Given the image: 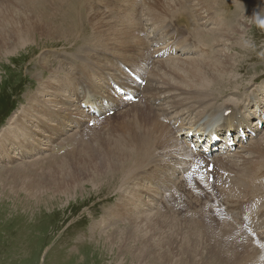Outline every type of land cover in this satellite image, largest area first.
I'll use <instances>...</instances> for the list:
<instances>
[{
    "label": "rangeland",
    "instance_id": "374dc122",
    "mask_svg": "<svg viewBox=\"0 0 264 264\" xmlns=\"http://www.w3.org/2000/svg\"><path fill=\"white\" fill-rule=\"evenodd\" d=\"M4 1L5 0H0V4H2ZM84 1L85 0L83 1L80 0L79 3L80 5L78 4L79 5L78 7L81 9L77 7L78 8L77 10L79 12H83L84 14L81 15L82 18L80 19L81 22L79 25L85 24L84 25L85 31L82 33V37L78 42H73V41L71 42L69 41V39H65V40L63 39L61 41L57 39L55 40L51 39L50 42V39L47 38V35H42V33H39L40 35L38 36L34 35L32 37L33 38L32 42L28 43L25 47L19 48L17 50L14 47H12V49L4 48L3 55L0 54V134H4V132L9 131L11 122H14L17 119L19 120L21 116L20 114L21 113L23 114L25 109L29 110L31 108H34L31 101L33 99H38L40 93L42 92L41 89L42 90H44V88L47 89V86L52 85L54 81L57 80V78L59 84L60 80L66 81V78L69 79L72 77V75H75V77L81 76L80 78L83 79L81 84L83 86H89L88 82H90V80H88L87 77L84 76L86 75L87 72V68H86L87 58H89L91 61H93V59L95 60V58H98L100 60L99 65H101V63L103 66L110 64V63L105 64L106 61L101 56L103 53L106 55H110L112 57L115 56L119 58L120 61L121 60L123 62L127 61L128 63L126 62L125 63L128 65L131 64L130 66H132L137 60L136 64H138L141 68H143L144 63L148 61L149 63L146 65L148 67L147 69H144L146 71L145 74L149 77L150 75L148 74H150V69L153 68L155 73L153 72L154 75L152 73L153 76H151L150 79L154 80V81L152 80V85H153L152 88L155 89V91L157 89V93H158L157 95V93L153 90L154 92L153 95L161 97V99L155 100L157 97H155V99L154 97H152L154 100L153 101L151 98V94L147 95L146 93L145 94L141 93L139 94L140 97L139 103L138 102L134 103L135 105L133 104V106L132 104L124 106L118 109L114 113V115L109 116V119L106 118L105 120V119H96L94 117L92 118L90 116L88 117V114L81 109L80 101L78 100L79 84H77L76 86H71V87L69 86L70 87V88L68 87L69 89L62 88L61 93H59L58 90H53L49 88L50 92H54L57 94H54L47 98H52L51 101H49L50 103H57V104L56 105L53 104V106L48 105L49 110H47L45 116L49 120L45 118V122L52 127L54 126V128H56L55 125H58V130H57V134H50V132H47V134L57 135L59 138L57 137L58 139L54 138L55 140L52 139L49 141H46L45 139L43 145L40 143L41 144V148L39 149L40 151L39 150L37 151L36 148H34L35 147L34 145L32 147H24L28 151L33 150L34 152H31V154H28L27 151L25 153L24 148L21 149L24 152H22L21 150L19 151L16 150V146L13 147L12 150H10L7 154H5L4 152L2 154L0 153L1 154L0 155V264H220V262L217 263L214 260V253L210 247L211 242L210 240H207L205 238L206 236L205 234L202 233L203 237L202 235L199 236V234H197V236H199L198 237L199 244L195 243L196 244L195 246H197L198 249L196 247L195 249L192 247L193 250L197 249V251L191 252L189 250V247H187L188 243L186 241L189 242V239H186L187 235L189 234L194 235L195 233H198L201 228L199 227L197 230L198 223L195 221L198 220L195 219L193 213L192 214L189 213H191L192 210L195 211L194 213L197 212L198 216H200L199 220H202V217L204 218H207L208 216L210 217V215H212L211 211L213 212V214H216L215 212L218 211L223 212L222 213L223 215L227 213V215H225V218L226 217L231 218L230 217L231 212L232 211L235 212L240 208L237 205L238 203L244 204V202H246L245 204H250L249 202L251 201L249 200L250 198L253 199L254 191H250V193L246 192V194H242L244 192H242L241 188H239L236 190L241 191V192L238 191V195H237V198L240 199L237 200L234 199L233 197H228V191H226L227 189L226 188L223 189L222 186L218 185L219 177L222 176L223 179V176L225 177L226 175H228L227 174L228 172L225 174L224 172L225 170L219 171L215 164L214 177L215 176L216 177H215V182L212 185L214 191L212 190L211 192H208L207 179L205 178L206 176L203 174L202 176H205L204 179L202 177L198 181L197 184L198 186L196 187L198 192H194V189L190 188L188 183L184 179V175L188 170V166L195 161V159L193 158L195 156L191 158V152L189 151L188 145L185 142H183L182 138L180 139L179 136L177 137L176 135L173 136L174 140H177L175 144L176 147H174V145L173 147H171L172 143L171 146L168 145L170 141H168V144L166 143V145L164 143L161 144L162 148L167 147V150L165 151L166 152L165 155L167 154L166 156L162 155L161 151L158 150L157 153L155 154L156 164L158 159L160 157L162 158L161 162H159L160 164L157 165V168L161 169L160 173L163 172L166 164L170 163V167L167 168L168 173H166V175L163 176L160 185H157L155 180H152V182H154V185L147 184L148 188L145 187L146 183H143L141 186L140 184L138 185L137 183H133L131 184V186L130 184L129 186H126L127 191L128 190L131 191L133 189L135 190L143 189V192H141L140 190V197L137 199L133 198V196H131L130 198L127 197L129 194H127V192L125 191L126 190L125 187L123 188L124 192H126V195L124 194L125 197L124 198L122 196L123 190L121 191L119 190L120 183L118 182L117 184V180H115L114 178H105V182L103 181L104 183L102 181L96 182L97 185H95L96 183L88 184L86 183V180H84L82 184V181L80 180L81 184L78 187V189L74 187V184H73L74 188L70 189V187H63L64 185H61L60 183H62V181L65 180L66 175L69 174L68 173L69 171H67L66 167L68 166L71 167L70 166L71 162L75 161L76 163V160L78 158L77 155L89 153L93 148L97 150L98 148H100V146L102 147L101 138H104L105 136L109 135L107 134L108 132H111L113 134L120 130L121 128L120 124H118V126L120 125L119 126L120 128L116 127L117 122L119 123L118 121L119 116L121 112H123L124 115L128 113L129 107L131 109V106L132 108L133 107L135 108L136 106H140V105L142 107L145 106L146 103L147 104L151 103L150 104L151 106L150 105L148 106L152 108V106L155 104L154 107L155 108L157 107L156 111H159L158 115H161L160 110L163 108L161 112L166 110L167 117H165V115H161L159 118L165 124L169 120L168 121L169 123L167 122V125L171 124L172 126L169 125L168 128L173 127L175 123V118H179L178 122L184 124L186 128H190L192 126V123L197 122L200 118H202L205 122L210 117V113L205 110V107L207 106L221 107V104L222 106L231 105L234 107L245 108L247 118H250L253 115L259 116V114L261 113L263 118L264 92H262V90L264 89V30L260 29L254 22L255 19L254 14H257L262 19H264V0H227L228 4H226L225 6L228 5L227 9L230 12H236V9L239 7L241 10H243L242 13L235 15L233 22L229 24L231 25L230 29L227 28V25L225 26L222 24L209 26V27H214V29L221 31L219 34H225L226 32H230L233 30H236V33L230 35L226 33L227 35L224 38L223 37L220 38L221 43L219 45L216 44L217 48L214 47L215 50H217L218 52L217 59L219 61H223V62L226 61L230 63V65L228 66L229 67L228 76H226L224 79L220 78L219 79L220 81L217 79L218 82H216L215 84H209L206 86L204 85L195 86V84L190 85L189 83L194 81L192 79L195 78L192 79L187 78L186 82L185 79H182L184 83L178 77H176L177 79L175 80L174 79L175 76L172 77L168 72L162 73L161 70L159 71L157 69L158 68L157 64L155 67L154 66L155 64L153 65L152 63L154 61L157 62L158 60L165 61V59L154 58L156 49H155V44L151 43L152 39L154 40L165 39L164 41H170V37L175 31L174 29H177L176 27H174L173 22L170 21V16L173 15V17L176 16L179 20H183L180 12H171L167 20L163 21L162 25L164 26V28H167L168 31H170L169 29L171 28V31L173 32L171 31L168 32L166 29H165L166 32L165 30L162 31L161 29L163 28V26H158L157 28L158 23L156 24L153 19L155 16H156L155 18H159L160 16H158L157 13L151 14V12H148V10L152 11V9H149V7L154 8L153 0H139V4L141 3L140 4L141 10L139 9L136 10V12H134L132 8H128V12L130 10L133 15L130 14L131 12H129L126 16L121 15L123 16V17L120 16L122 20V24L120 23L121 22L120 20L117 22L115 21V24L119 25L118 23H120L121 26L123 25L125 27V25L131 24L129 22L131 20L129 16L130 17L140 16L139 19L140 20L142 19V22L138 19L139 20L138 23L139 24L142 23L141 26H143L144 29L145 28L146 29L143 30V28L141 27L140 34L139 33L137 34L140 35L142 39L144 38V40L146 41L145 42L146 45L149 43L146 46L145 51L148 52V56L150 55V57L153 58V60L144 58L143 60L144 62H140L138 61L139 59L141 60L140 54L142 53L141 56H144V54H146V52H142L141 50L138 51V53L140 54L138 53H137L138 55L136 54L138 58H136L137 57L136 55L132 57L130 54L132 52L129 51V53H126V56L120 59L121 52L119 53V51L123 48L121 45H123L124 47H127V45L128 46L131 45L129 41L127 45L125 44L127 43L125 42V40H127V37H125L126 39L125 38L121 39V41L123 40L122 41L123 44H119V46L118 45L112 46V43L110 42L109 38H108L109 41L107 39L106 40L104 39L105 42L103 41L104 44L106 43L104 46H107V48H105L100 44L99 46H95L96 42L93 41V35L100 32L101 29L98 28L99 31L98 29L93 30L92 27H90L89 25H101V23L104 25L107 22V20H109L108 22L109 23L111 22L112 24V19L116 20L117 18L120 17H114L111 19L107 18L108 16L107 13L109 12L108 10H110L109 9L110 4L109 7H107L108 6L107 0L106 2L105 0L104 1L100 0L101 4L98 2V0H93V3L92 0H87L86 2ZM204 1L206 2L204 5L202 4V6H197L198 8L195 9L203 8L201 11L202 15L206 18H209L211 17L210 15L211 12H207V10L216 11L219 9H215L212 7L214 5V2H211L210 0L208 1L204 0ZM104 2L106 3L107 6L104 5L105 4ZM84 3L85 4L87 3L86 5L92 3L90 5L91 10L89 9L88 6L87 8ZM260 4H262V9H257L258 8L257 6ZM84 6L85 9H83L82 11V8H84ZM105 6L107 8H105ZM145 7L146 8L148 7V9H146ZM2 9L5 8L2 7L0 9V14L2 12L1 11ZM9 9L14 10V7L10 5ZM97 9H99L98 11L100 14L101 13L105 14L103 15V17L100 18L101 20H103V18H106L105 19L106 21L104 20L105 23L101 20H99L100 21L99 23L98 18H96L95 20L91 18L92 15L98 14V11H96ZM139 12L141 13V15L139 14ZM136 14L139 16H137ZM217 14L218 13L214 12L212 15L215 16ZM89 16H91L90 18L93 21H91V19L88 18ZM203 20L204 19H202V23ZM225 28L226 30L223 31V29ZM142 31L144 32L142 33ZM83 37H86V39L90 41H88V43H85ZM146 38H148V40ZM180 38H182V36H180ZM182 39H185V42L183 43L181 42L179 45H177V47L174 46L176 48V54L172 55V57L180 58V59L201 58L202 51L194 47L197 46L193 43L195 41L188 39L187 35L185 36L183 35ZM186 39L188 40V42ZM190 42L194 46L190 44ZM111 46L113 47L112 50H111ZM137 46L139 47L138 43ZM80 48L81 50H85L86 52H88L89 50H92L93 52L79 53L78 50ZM96 48H99L101 51L98 50L97 53H94V50H96ZM148 48L150 50H148ZM175 58L173 59L175 60ZM133 59L134 61H132ZM131 61L133 64L131 63ZM239 62L241 64H239ZM241 67L243 71L238 72V69H240ZM57 69H59L61 73L57 72L56 71ZM118 73L119 71H116V75ZM108 75L109 78L118 77V75L117 76L114 75L113 72H110L107 75L102 74L101 76L107 77ZM119 76L123 78V75L120 74ZM142 76L144 78V75ZM256 77H259L260 79L253 84L251 80L256 79ZM89 79H90V75H89ZM163 79L164 81L162 82ZM69 83L70 82L68 81V84ZM165 83L167 84L164 86ZM99 84L100 83H98V85ZM180 84H182L183 86ZM155 85H157L158 87L164 86L165 89L162 87L163 89L161 88L162 90L160 91V89ZM188 86H193V87H188ZM90 87L91 86H89V88ZM171 87L173 90L171 91L168 90V88ZM183 87L187 88V89L185 88L187 92L184 91ZM144 88L145 87H141V89ZM174 88L177 90H175ZM191 88L194 89L192 90ZM189 90L191 92L194 91L193 92L195 94L194 96L206 92L208 94L206 96L207 98H203V103L199 105L198 101L192 98L194 96L193 94L192 95L190 94ZM103 92L105 94L102 93L100 94L101 101L103 98H105V96H107L106 94H108V91L106 89ZM253 94H255V102L258 105V111L256 108L254 109L253 104L246 103L249 99L253 101V96H252ZM145 95L148 97L150 96L151 98L150 101L149 98L145 97ZM94 98L96 99V97ZM189 98H191L192 100H190ZM209 99L212 103L209 101ZM216 100L218 101L217 103H215ZM68 101L70 102V104L68 103ZM94 101L97 104V99ZM94 101L93 103H95ZM174 102L175 103L180 102V103H178V105H175ZM159 106H160V110H158ZM8 108L11 109L9 114L7 113ZM38 108H37L38 111L39 110L41 111L43 107L39 106ZM71 108L72 109L78 108V109L70 110ZM125 109L126 110L128 109V111H126ZM37 116L39 117L38 119L40 118L42 119L41 114H39V112L37 113ZM72 117H75L77 122H79L78 120L82 121L80 122L82 128H80L81 126H77L75 124H73L69 130H64L62 129V127H59L60 123L62 126L67 127V124L65 122L68 121L69 119H71V122L73 123L74 119H72ZM162 117H164L165 119ZM171 118L173 120V123H170ZM256 118L257 117H253L250 119L251 124H253V127L255 126L254 123H256L255 121ZM55 119H57V121ZM90 119H92V121L94 120L96 121L95 126L93 127L86 126V123ZM35 121H34L35 124L29 123L28 126L33 128L35 125H37L38 122L36 120V117H35ZM53 121H54V125H53ZM83 121L85 122L84 124ZM215 121L217 124H219L220 119L214 120L213 122ZM115 127L119 128V130L113 129ZM82 130L85 131L82 132ZM185 130L187 129H183L182 131L184 132ZM51 131L56 133V130H51ZM259 143L264 146V127L262 129L261 127L257 129L256 136L249 138L245 142L240 141L238 146L233 151L220 155L222 157H220L219 159L222 160L226 159L224 161L227 162L226 164L227 168H230L228 162L233 160L234 162L237 161L238 164L240 163V166H242L241 164H243V162H245L246 159L248 160L250 159V161H255V162L259 161L260 159H256V157L254 158L253 156L251 157L249 156L250 151L253 150ZM60 144L64 146L63 147L64 149H60V150L57 149L58 151L54 149L57 148L58 147L57 145ZM263 146L261 147V149H264ZM181 148L182 150L180 151L179 149ZM69 151L73 153H70ZM55 153L56 155H54ZM68 153L70 154L67 155ZM65 156H66L65 158L66 160H61V158ZM196 156H197V160L195 163H199V165L201 163L202 166H206L210 162V160H212L214 163L216 162L213 157L203 156L204 157L203 158L200 155H196ZM183 158L186 161L183 160ZM162 160L163 161L166 160L164 161V164L162 163ZM180 164L185 165V168H183V170L185 171H183L182 168H180L182 173L184 174L179 173L180 169L176 168V165H179V167H181ZM184 165H182V167H184ZM171 168L177 170L175 171L173 169V171H171L172 170ZM242 168L243 167L241 168L236 167L233 170L234 172H237L239 170L243 171ZM154 169L156 168H153V170ZM233 170L231 171L233 172ZM263 173L264 170H262V176H264ZM230 176L231 175H228V179ZM232 177L233 176L230 177L229 182L233 181ZM238 178H239L238 175L235 174L234 180ZM174 182L175 184H171ZM113 183L115 186L113 185ZM111 184L112 186H110ZM149 188H152L155 191V195H152V193L148 191ZM218 188L221 190L223 189L222 192L224 193H222L221 190H219ZM229 193L233 196H236L235 192L233 191V188L232 191L230 190ZM242 195L243 196L246 195L245 199ZM206 196H208V198ZM109 197L112 199L107 200L109 199ZM242 197L244 200L242 199ZM190 198H192L193 201H191ZM246 199L249 200L247 201ZM198 200H202V201L199 202ZM128 201L130 203L129 205H128ZM259 201L261 203H264V200L262 202V200L259 199ZM143 202L144 203L146 202L145 204L147 203L148 204L145 205ZM192 202L195 203L191 204ZM120 204L121 205L125 204L124 205L125 208H132V210L134 211L135 208L136 209L140 208L139 210L144 209V211L142 212L139 211L134 212L133 215L136 218V224L124 218L123 219L117 218L115 221H113V223L107 222L106 219L108 218V216L110 217L108 212L113 209H116ZM200 204L202 205L201 208L196 207V206H200ZM165 206L171 208L173 213L174 211H176L175 213L180 215L177 217L176 216L173 217L174 218L173 220H175L177 222L176 224L178 225H176L174 222V225L173 224L168 225L167 227H162L157 224L152 227L160 231L162 234H167V236L170 235L173 240L175 238H177L178 240L170 241L167 239H162L163 235L161 234L160 239H162L165 248H158L156 250L157 252L151 255L150 253H147L148 250L147 247H149L147 241L145 242V244L143 242L142 244L138 241H135L136 240L135 238L139 236L137 233L138 227H140L141 226L140 224H142L143 227L142 231L144 233L143 235L145 236L144 239L145 240L149 239V237H151L149 233L150 227L149 228L146 227L148 221L146 220V218L156 216L158 212L165 213L167 210ZM191 206L194 208L196 207V209L193 208L191 210ZM261 206L264 207V205ZM202 209L203 210L206 209V210L203 211ZM200 210L202 212H200ZM166 214L172 216V214L170 213L166 212ZM204 214L207 217L203 216ZM234 214H236V216L238 217L236 218V220H238L239 223H241L243 221L242 214L240 216H238L237 213ZM159 215L161 216V213ZM168 218L169 216L167 217L162 215L160 218V222L161 220L171 219ZM260 220L263 221L264 219L256 217V220H254L256 224L254 223L253 226L257 227ZM261 227L263 226H260L259 224L257 228L258 230L257 232H260L262 230ZM190 228L191 229L194 228L196 232L192 233L193 231H191ZM202 229L203 228H201V230ZM115 230H118L119 232L122 233L119 232L117 233ZM155 238L157 239L159 237H155ZM260 238L263 240L264 234ZM170 243H172V245H170ZM163 259H165V261H163Z\"/></svg>",
    "mask_w": 264,
    "mask_h": 264
},
{
    "label": "bare ground",
    "instance_id": "6f19581e",
    "mask_svg": "<svg viewBox=\"0 0 264 264\" xmlns=\"http://www.w3.org/2000/svg\"><path fill=\"white\" fill-rule=\"evenodd\" d=\"M86 1L87 0H85L84 2H86ZM210 1L214 2V5L212 7L215 9H219V10L223 9L225 7V5L228 4L227 0H221V1L220 0H210ZM88 2H90V1H88ZM98 2L100 3V0H98ZM105 2H106V0H105ZM107 2H108V4H107L108 6L106 5V3L104 5L109 7V4H110V8H109L110 10L107 9L109 11L107 13L108 14L107 18H109V19L114 18V17H120L121 15L126 16L129 12H131L130 10L128 12V8H132L134 10V12H136V10H139L141 8V6H140L141 3L139 4V0H107ZM79 3H80V0H5L2 4H0V5H2V6H0V9L2 7L5 8V9L1 10L2 12L0 14V54L3 55L4 48L5 49H8V48L12 49V47H14L17 50L19 48L25 47L28 43L32 42V39H33L32 37L34 35H36V36L40 35L39 33H42V35H47V38L50 39V42H51V39H53V40L57 39L59 41H61L63 39L64 40L69 39V41H71V42L72 41L78 42L80 40V38L82 37V33L85 31V26H84L85 24L79 25L81 22L80 19L82 18L81 15L83 14V12H79L77 10L79 8L78 6L80 5ZM81 3H83V2H81ZM92 3H93V0H92ZM205 3L206 2L204 0H153L154 8L149 7V9H152V11L148 10V12H151V14L157 13L158 16H160L159 18H155L156 17L155 15H154L155 17L153 16L154 22L156 24L158 23L159 26L163 24V21L167 20V18L170 16L171 12H180L181 17L188 24V25H183L182 32H180L181 35L186 34L189 36L190 40L195 41V42H193L195 45L197 43L199 45H201V47L197 46L199 48V50L202 51L201 58H199V59L175 58V60L174 59H168L165 61H159V60L157 62L154 61L155 63L152 62L153 65L155 64L154 65L155 67L157 64V66H158L157 69L159 71L161 70L162 73L168 72V73H170V75L172 77L175 76L174 77L175 80L177 79L176 77H178L180 80L185 79V82H186L187 78H189V79L195 78V79H192L194 81L189 83L190 85L195 84V86H198V85L199 86L200 85L206 86L209 84H215L216 82H218V80L220 78L224 79L226 76H228V71H229L228 66L230 65V63L226 62V61H224V62L219 61L217 59L218 52H217V50H215L214 47H216V44L219 45L221 43L220 42L221 37L224 38L227 34L230 35V34L236 33V30L226 32L227 34L226 33L225 34H219L221 31L216 30V29H213L210 31L201 30L202 29V28L200 29L201 25H197L198 15H197V11L195 8L197 6H202V4L204 5ZM91 4L86 5V7L88 6L90 10H91V8H90ZM10 5L12 7H14V10L9 9ZM106 6H105V8H107ZM257 7H258L257 9H262V4L258 5ZM79 9H81V8H79ZM83 9H85V6H84V8H82V11H83ZM146 9H148V7ZM98 10L99 9H97L96 11H98ZM216 13H218V12H216ZM130 14H132V12ZM139 14L141 15L140 12H139ZM103 15H105V14H102V13L100 14L98 11V14H94V15H92V17L89 16L88 18L91 17L94 20L96 18H98V21H99V20H101L100 18L103 17ZM123 16H121V17H123ZM137 16H139V15H137ZM121 17L117 18L116 20L112 19V24H111V22L110 23L108 22L109 20H107V22L105 23L104 20L106 18H103V20H101V21H103L107 25H105V24L103 25L102 23H101V25H89L90 27H92L93 30L98 29V28L101 29L100 32L93 35V41L96 42L95 46H99V44L104 46L106 43L104 44L103 41H104V39L108 40V38H109L110 42L112 43V46H116V45L119 46V44H123V42H122L123 40L121 41V39L127 37V40H125L126 38L124 39L125 42H127V43H125V42L124 43L127 45L128 41H129V43L131 45H129V46L127 45V47H124L123 45H121L123 48L119 51V53L121 52L120 59L123 58L124 56H126V53H129V51L132 52V53H130L132 57L134 55H136L138 53V51H140V50L142 52H146L145 49L149 43L146 45L145 44L146 41L144 40V38L142 39V37L137 34V33L140 34L141 27L143 28V30L146 29V28L144 29V27L141 26L142 23H140V24L138 23L140 20L139 19L140 16L139 17H132V16L130 17L129 16V18H131V20L130 21L128 20V21L131 24L130 25L127 24V25H125V27L123 25H122L123 27L120 25V23L122 24ZM231 17H232V15L229 13H223L224 21H227ZM199 18H200V16H199ZM84 19H85V17H84ZM92 19H91V21H93ZM119 20L121 21L120 23H118L119 25L115 24V21L117 22ZM140 21L142 22V19ZM176 22H178V21H176ZM99 23H100V21H99ZM223 24L229 25L226 23H223ZM163 28H164V26H163ZM227 28L230 29V26H228ZM165 29L167 30V28H164V30ZM166 30H165V32H166ZM169 30L171 31V28ZM225 30H226V28L223 29V31H225ZM98 31H99V29H98ZM170 31H168V32H170ZM143 32L144 31H142V33ZM171 32H173V31H171ZM142 33H141V35H142ZM138 36H140V37H138ZM227 38H228V36H227ZM83 39H84L85 43H88V41H90V40H87L86 37H83ZM178 41L183 43V42H185V39L178 38ZM187 42H188V40H187ZM137 43H138L139 47L137 46ZM112 46H111V50L113 48ZM104 47L107 48V46H104ZM175 47H177V46H175ZM98 50L101 51L99 48H96V50H94V53H97ZM148 50H150V49L148 48ZM78 52L79 53H82V52L88 53V52H93V51L89 50L88 52H86L85 50H81V48H80L78 50ZM130 54H128V55H130ZM138 54H140V53H138ZM141 54H140V57H141L142 61L140 59L138 60L140 62H144L143 61L144 58L149 59V57H150V56H148V52H146V54H144V56H141ZM103 56L108 57L105 60L106 61L105 64H107V63H110V64L103 66L101 63V65H99L100 60L98 58H95V60L93 59V61H91L89 58H87V65H86L87 72H86V75H84V74L83 75L86 76L88 80H90V82H88L89 83L88 85L91 87L89 88L88 91H84L83 93L82 92L78 93V100L80 101V106L83 104V102H86L87 105L92 104V106H93V104H94L93 101L96 99H97V104H98V102L101 99L100 94L102 93L103 89H106V86H101V84L104 83V85H105L107 83V81L104 80L106 78V76L102 77L101 75L102 74L107 75L110 72H114L112 69V64L115 65L116 63H111L112 61H111L110 57H112V56H110V55L106 56V54H104ZM136 58H138V56ZM136 58H135V60H136ZM128 59H129V57H128ZM116 60H118V59H116ZM152 60H153V58H152ZM132 61H134V59ZM132 61H131V63H132ZM125 62L128 63L127 61H125ZM240 62H239V64H241ZM136 63H137V60L134 64H136ZM124 66L127 67L126 65H124ZM152 70H153V68L150 69V74H148L150 76L147 78V86L145 87V89L142 90L141 87L137 85L135 87V91L137 93H140V94L141 93H144V94L146 93L147 95L151 94V98L154 97V99H155V97L158 98V96L153 95V93H154L153 92L154 89L152 88L153 87V85H152L153 79L151 80L150 77L153 76L155 72H154V70L153 71ZM246 70H248V69H246ZM56 71L61 73L59 69H57ZM239 71H243L242 67L240 69H238V72ZM145 73H146V71H145ZM152 73H153V75H152ZM137 74H141V72L137 71ZM89 75H90V79H89ZM114 75H116V74H114ZM80 77H75V75H72L71 78H69V79L66 78V81L60 80L59 84H58L59 81H57L58 80V78H57V80L54 81L53 84L50 83L52 85L47 86V89H45V88H44V90L41 89L42 92L40 93L39 98L33 99L31 101L34 108H31L29 110L25 109L24 113L20 114L21 116H20L19 120L17 119L14 122H11V126H10L9 131L4 132V134H0V139H2V140H0V153L2 154L4 152L5 154H7L15 146H16V150L19 151L24 147H32L33 145L35 146L34 148H36V150L38 151L41 148V144L43 145L45 139H46V141L52 140L54 138L56 139L58 137L57 135H48L47 132H50V134H57L58 125H55L56 128H54V126L52 127V126L48 125V123L45 122V118H47L45 116V114H46L47 110H49L48 105L53 106V104H55V105L57 104V103H50L49 102V101H51L52 98H47V97H50L54 94H57L54 92H50L49 88L53 89V90H58V92L61 93L62 88L67 89L69 86L70 87L76 86L77 84L80 85L83 81V79H81ZM257 80H258V77H256V79H252L251 81L257 82ZM68 81L70 82L69 84H68ZM163 81H164V79L162 80V82ZM98 83H100V84L98 85ZM159 83H160V81H159ZM183 83H184V81H183ZM166 84L167 83H165L164 86ZM124 85L128 86L129 84L124 83ZM174 85H175V83H174ZM180 85H182V84H180ZM155 86H157V85H155ZM164 86H161V87L157 86V87L161 91L164 88ZM188 87H193V86H188ZM185 88L183 87L184 91H186V89H187V88L186 89ZM239 88H240V86H239ZM159 89H158V91H159ZM181 89H180V91H181ZM175 90H177V89H175ZM160 91H159V93H160ZM184 91H182V92H184ZM78 92H79V90H78ZM155 92L157 93V89ZM193 92L194 91H192V92L190 91V94L191 95L193 94V96H194L195 94ZM195 92H196V90H195ZM262 92H264V89L262 90ZM91 93H93V95H91ZM157 95H158V93H157ZM207 95L208 94L206 92H203V94H199L197 96H194V97L191 96V97L193 99L197 100L199 105H200L203 103V98H207L206 97ZM94 97H96V99ZM145 97H148V96L145 95ZM148 98L150 101V99H151L150 96ZM208 98H209V96H208ZM189 99L192 100L191 98H189ZM152 100H153V98H152ZM143 101H144V98H143ZM209 101H210V99H209ZM147 102H148V99H147ZM193 102H195V101H193ZM217 102L218 101L216 100L215 103H217ZM68 103L70 104L69 101H68ZM178 103H180V102H178ZM178 103H175V105H178ZM119 104H120V101L117 100V104L115 105V107L116 106L120 107ZM150 104L146 103L145 106H142V107L140 104H138L140 106H136L135 108L133 107L134 109L132 108V106H133V104H132L131 109L129 107V111H128V109L127 110L125 109L126 111H128V113H126L124 115V113L121 112L119 119H118L119 123L116 121L117 126L114 125L116 127H119L121 125V128L119 127L120 130H119V128L115 127L113 129H117L119 131L116 130L117 132H115L113 134L111 132H108V133L106 132L109 135L105 136L104 138H101L102 147L100 146V148H98L97 150H95L93 148L89 153L77 155L78 158L76 160V163H75V161L71 162V164H70L71 167H69V166L66 167L67 171H69L68 172L69 174L66 175L65 180L62 181V183H60V184L64 185L63 187H70V189H73L74 187H76L78 189V187L81 184L80 180L82 181V184H83L84 180H86V183H88V184H90V183L95 184L96 182H101V181L105 182V178H114L115 180H117V184H118V182L120 183L119 190L120 191L123 190L122 196L124 197V194L126 195V192H127V194H129L127 197L130 198L131 196H133V198H135V199L140 197V190L141 189L140 190L133 189L131 191H129V190L127 191L126 186H129V184L131 186V184L137 183L138 185L140 184V186H141L143 183H146L145 187H147V184L154 185V182H152V180H155L156 184L160 185L163 176L166 175V173H168L167 168L170 167V163L166 164L163 172L160 173L161 169L157 168V165L160 164L159 162H161L162 158L160 157L157 161V164H156V160H155L156 155L155 154L157 153V150H158V151H161L162 155H165V153H166L165 151L167 150V147L162 148L161 144L164 143L166 145V143L168 144V141H170L168 145L171 146V143H172L171 147H173V145H174V147H176L175 144H176L177 140H174V138H173V136H175L176 134H172V130L170 128H168V126L171 125V124L167 125V122L169 120L168 121L166 120L167 121L166 124L164 122H162L159 118L162 115V112L160 111L161 115H158L159 111H156L157 107H156V109L154 108L155 104L152 106V108L150 107L151 106ZM148 105H150V106H148ZM157 105H158V102H157ZM39 106L43 107L45 110L42 108L41 111L40 110L38 111ZM221 107H222V104H221ZM77 109L78 108H75V109L71 108L70 110H77ZM159 109H160V106H159ZM227 109L228 108H226L224 111H226ZM186 111H187V109H186ZM192 111H194V110H192ZM210 111L212 113L217 114L220 111V109L215 108V107H211ZM36 112L37 113L39 112V114H41L42 119L41 118L38 119L39 117L37 116ZM43 112H44V114H43ZM113 115H114V113H113ZM110 116H112V115H110ZM35 117H36V120L38 122H37V125H35V126L33 125L34 127L32 128V127L28 126V124L29 123L35 124V122H36ZM162 118H164V117H162ZM72 119H74L73 123L71 122V119H69L68 121L65 122L67 124V127L62 126L61 123H60L59 127H62V129H64V130H69L70 127L73 124H75L77 126H81L80 128H82V125L80 123V122H82L81 120L77 119L79 121V122H77L75 117H72ZM107 119H109V118H107ZM110 119H111V117H110ZM164 119H163V121H164ZM55 120L57 121V119H55ZM105 120H106V118H105ZM230 120H232L231 117H224L223 122H227ZM40 122H41V124H40ZM118 124H120V125L118 126ZM53 125H54V121H53ZM216 125H217L216 121L213 122L212 126H216ZM226 126L228 128V125H226ZM211 128L214 129V127H211ZM51 130H56V133H54ZM190 130L191 129H187L186 133H188V131H190ZM83 131H85V130H82V132ZM240 141H241V139H240ZM99 144H100V142H99ZM260 145H261L260 143L257 144V146L253 150H251L250 154H249L250 157L253 156L254 158L256 157V159H260L259 161H256V162L250 161V159L249 160L246 159L248 161L245 160V162H243V164H241L242 166H240V163L238 164L237 161L234 162V160H233V161L228 162V165L230 166V168H227L226 167L227 162L224 161L226 159H223V160L222 159H218V160L214 159L216 161L215 162L216 167L219 171L225 170L224 171L225 174L228 172L227 173L228 175L233 176L232 177L233 181L229 182V179L231 176L228 179V175H226L225 177L223 176V179H222V176L219 177V183L217 182L218 185L223 187V189L224 188L227 189L226 191H228V197H233L234 199H237V200L240 199V198H237L239 190H236L239 188H241V191L244 192L242 194H246V192L250 193V191H254L253 192V194H254L253 199H255V200L260 198L261 196H264V179L262 176H258L259 171H261L264 168V165H263V163H264V149H261V147L263 145H261V146ZM57 146L58 147L54 148V149H56V150L57 149H59V150L64 149L63 148L64 146L62 144L57 145ZM168 148H170V147H168ZM179 150L181 151L182 148ZM26 151L28 154H31V152H34L33 150L28 151L25 149V153H26ZM22 152H24V151H22ZM57 153H59V152H57ZM70 153H73V152H70ZM70 153H68L67 155H69ZM54 155H56V153ZM66 156L62 157L61 160H66L65 159ZM192 157H193V155H191V158ZM7 158H9V157H7ZM193 158L196 160L195 157H193ZM164 161H166V160H164ZM164 161L162 160L163 164H164ZM210 161H212V160H210ZM184 164H180L181 167ZM188 165H189V163H188ZM181 167H179V165H176V168H178V169ZM186 167H187V164H186ZM223 167H224V169H223ZM231 167H233V168H231ZM236 167L237 168L243 167L242 168L243 171L239 170L237 172H234L233 169H235ZM153 168H156V169L153 170ZM184 168H185V165H184ZM171 169H172L171 171H173L174 168H171ZM174 170L176 171L177 169H174ZM231 170H233V172ZM179 173H182L181 169H180ZM182 174H184V173H182ZM235 174L238 175V177H239L236 180H234ZM109 182H107V183H109ZM73 184H74V187H73ZM171 184H175V182L171 183ZM95 185H97V183ZM113 185H114V183H113ZM110 186H112V184ZM124 187L126 189L125 190L126 192H124V189H123ZM232 188H233V191L235 192L236 196H233L229 193L230 190L232 191ZM128 189H129V187H128ZM223 189L222 190L219 189V190H221V192H222ZM148 191H150L152 193V195H155V191L152 188H149ZM241 191H239V192H241ZM141 192H143V189L141 190ZM222 193H224V192H222ZM219 194H221V193H219ZM248 194H247V196H248ZM206 197L208 198V196H206ZM243 197L245 199L246 195ZM243 197H242V199H243ZM250 197H252V196H250ZM192 198H194V197H192ZM192 198H190L191 201H193ZM111 199L112 198L109 197V199H107V200H111ZM121 199H122V197H121ZM241 200H240V202H241ZM251 200H252V198H250L249 201H251ZM198 201L201 202L202 200H198ZM150 202H152V201H150ZM195 202H192L191 204H193ZM262 202H263V200H262ZM245 203L246 202H244V204ZM129 204L130 203L128 201V205ZM147 204H145V205H147ZM238 204H240V203H238ZM124 205L125 204H123V205L120 204L116 209H113V210L108 212L110 215V217L108 216V218L106 219L108 223H113V221H115L117 218H119V219L124 218V219H127L128 221H131L134 224H136V218L133 215L134 212H136V211L142 212V211H144V209L139 210L140 208L139 209L135 208V211H134V210H132V208H125ZM151 205H152V203H151ZM201 206L202 205L200 204V206H196V207L201 208ZM196 207L194 208L191 206V210L193 208L196 209ZM235 207H236V205H235ZM165 208L167 209L166 212L172 214V216H170L169 214H166V212L165 213L160 212L161 216L162 215L167 216V217L169 216V218H171V219L168 218L169 220H161V222H160L161 216L159 215L160 214L159 212H158V214H156V216L146 218V220H148L146 227L147 228L150 227L149 233H150L151 237H149V239H147V240L144 239L145 236L143 235L144 233L142 231V229H143L142 224H140L141 226L138 227L137 233L139 236L137 238H135L136 239L135 241H138L140 243L143 242L144 244L147 241L149 244V247H147L148 248L147 253H150L151 255L153 253H156L157 252L156 250L158 248H165V245L163 244L162 239H167L170 241H174V240L177 241L178 240L177 238H175L173 240L170 235L167 236V234H162L160 231H158L154 227H152V226H155L156 224L159 226H162V227H167L168 225H172V224L174 225V222H175V224L177 223L175 220H173L174 219L173 217H175V216L177 217L180 215L175 213L176 211H174V213H173L171 208H169L167 206H165ZM240 209H242V208H239V213L237 215L240 216L242 214L243 221L241 223H239L238 220H233L229 217L225 218V215H227V213L225 215H223L222 214L223 212L218 211L219 209L217 210L218 212H215L216 214H213V212L211 211L212 215H210V217L209 216L207 217L204 214L203 216H206L207 218L202 217V220H199L200 216H198L197 212L194 213L195 211L192 210L191 213H189V214L193 213V216H195V219L198 220V221H195L198 223L197 230L199 227H201L203 229L201 230V228H200L199 232H201V233L198 232V233H195L194 235L189 234V235H187V238L185 237L186 239H189V242L186 241L188 243L187 247H189V250L191 252L197 251L198 248H197V246H195L196 245L195 243L199 244L198 237L201 235L203 237V234H205L206 235L205 238L207 240H210V242H211L210 247H211V250H213L214 260L217 263L220 262V264H264V239L262 240L260 238V237H262V235L264 233V228H263L264 227V223H263L264 221H262V223L260 224V226H263V227H261L262 228V230H261L262 234H260L257 232L258 226L256 227V230H255V228H252V227L249 228V226L247 225L248 219H249V225L255 223L254 220H256V217L258 214V211H256V215H254V211L256 208H252V203H251L250 210H248V211L242 210V213L240 214V212H241ZM204 210H206V209H204ZM200 212H202V211L200 210ZM228 213H229V210H228ZM233 213H236V212H233ZM234 215L236 216V214H234ZM158 217H160V218H158ZM236 218H238V217H236ZM245 218H248V219H245ZM140 221H143V220H140ZM120 222H121V220H120ZM176 225H178V224H176ZM245 227L252 229L253 233H248V230ZM190 230L193 231L192 233L196 232V230L194 228L193 229L190 228ZM115 231L117 233L119 232L118 230H115ZM119 233H122V232H119ZM161 234L163 235L162 239H160ZM197 234H199V236H197ZM155 237H159V238L156 239ZM257 237H259V239L261 241H258ZM153 240H154V243H153ZM183 241H184V239H183ZM193 241H194V244H193ZM170 245H172V243H170ZM192 247L194 249L196 247L197 249L193 250ZM256 257L258 260L256 259ZM163 261H165V259H163Z\"/></svg>",
    "mask_w": 264,
    "mask_h": 264
},
{
    "label": "clouds",
    "instance_id": "9594fccd",
    "mask_svg": "<svg viewBox=\"0 0 264 264\" xmlns=\"http://www.w3.org/2000/svg\"><path fill=\"white\" fill-rule=\"evenodd\" d=\"M254 22L256 23V25L260 28V29H262V30H264V19H262L259 15H257V14H254Z\"/></svg>",
    "mask_w": 264,
    "mask_h": 264
},
{
    "label": "trees",
    "instance_id": "16d2710c",
    "mask_svg": "<svg viewBox=\"0 0 264 264\" xmlns=\"http://www.w3.org/2000/svg\"><path fill=\"white\" fill-rule=\"evenodd\" d=\"M10 111H11V109H9V108H8V111H7V113L9 114V113H10Z\"/></svg>",
    "mask_w": 264,
    "mask_h": 264
},
{
    "label": "snow or ice",
    "instance_id": "6c2138e0",
    "mask_svg": "<svg viewBox=\"0 0 264 264\" xmlns=\"http://www.w3.org/2000/svg\"><path fill=\"white\" fill-rule=\"evenodd\" d=\"M129 99H131V97H129Z\"/></svg>",
    "mask_w": 264,
    "mask_h": 264
}]
</instances>
